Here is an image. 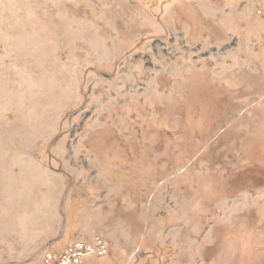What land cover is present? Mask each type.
<instances>
[{"label":"rangeland","instance_id":"374dc122","mask_svg":"<svg viewBox=\"0 0 264 264\" xmlns=\"http://www.w3.org/2000/svg\"><path fill=\"white\" fill-rule=\"evenodd\" d=\"M168 3L0 0V264H264V17Z\"/></svg>","mask_w":264,"mask_h":264},{"label":"built area","instance_id":"2783aa9c","mask_svg":"<svg viewBox=\"0 0 264 264\" xmlns=\"http://www.w3.org/2000/svg\"><path fill=\"white\" fill-rule=\"evenodd\" d=\"M254 15L264 17V0H255ZM108 252V246L101 237L93 240H76L60 251L43 253L41 264H82L88 257L103 258Z\"/></svg>","mask_w":264,"mask_h":264},{"label":"crops","instance_id":"0c3cea01","mask_svg":"<svg viewBox=\"0 0 264 264\" xmlns=\"http://www.w3.org/2000/svg\"><path fill=\"white\" fill-rule=\"evenodd\" d=\"M173 1H174V4L177 5L178 2H183V1L187 2V1H191V0H173ZM163 3L164 2H162L160 4L162 5ZM174 4L170 3L169 5L174 6ZM199 8L203 9L202 13H206L204 6L199 5ZM253 14H254V10H253ZM55 228L56 227L49 229L50 231L44 233L41 236V239H40L41 242L39 243V249L42 248L43 250H45L44 253L47 251H60L64 247H66L68 244L72 243L75 239L81 237L80 235H78L77 233H75L72 230L68 229V230L63 231L61 228H57V229H55ZM81 240L90 241V240H87V238H84ZM103 240H105V239H103ZM106 243L108 246V252H107L105 257H103V258L88 257L83 261L82 264H126L125 257L123 258V260L121 258H119L118 263H116L115 261L113 262L109 257H107V255L109 253V245H108L107 241H106ZM146 251H147V254L150 255V257H149L150 262L155 260V261H159L160 263H164L165 258L162 257L161 255L164 256V255L168 254L167 249L161 248V247H155V249H152V250L150 249V250H146ZM32 253H38V251H35ZM173 261L178 263V259L173 260Z\"/></svg>","mask_w":264,"mask_h":264}]
</instances>
